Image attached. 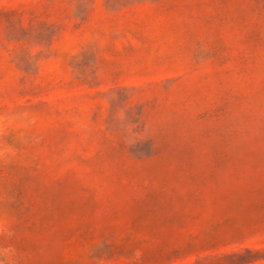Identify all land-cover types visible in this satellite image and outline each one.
Masks as SVG:
<instances>
[{"label": "rangeland", "instance_id": "rangeland-1", "mask_svg": "<svg viewBox=\"0 0 264 264\" xmlns=\"http://www.w3.org/2000/svg\"><path fill=\"white\" fill-rule=\"evenodd\" d=\"M0 264H264V0H0Z\"/></svg>", "mask_w": 264, "mask_h": 264}]
</instances>
